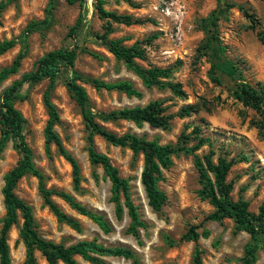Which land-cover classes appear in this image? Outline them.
Segmentation results:
<instances>
[{
    "label": "rangeland",
    "instance_id": "rangeland-1",
    "mask_svg": "<svg viewBox=\"0 0 264 264\" xmlns=\"http://www.w3.org/2000/svg\"><path fill=\"white\" fill-rule=\"evenodd\" d=\"M1 1V0H0ZM6 8L0 14V42L18 39L10 51L0 56V69L11 64L21 50L24 39L22 33L32 20H41L49 7V0H5ZM137 7L114 0H104L105 9L126 14L134 19H152L155 24L122 25L112 24V33L108 39H123L129 46L139 42L146 54L145 61H137L143 67H172L171 81L179 83L185 97L175 96L168 89L145 88L140 79L127 70L108 52L107 44L99 39L104 35L106 21L98 18L94 0H85L79 4H68L64 0H53V22L44 33L31 34L28 39V52L21 61L16 74L0 84V95L14 80L32 70L36 61L49 51L77 46L80 52L74 65L82 79V85L89 98V108L96 121L106 130L117 135L135 134L145 140L159 144H174L182 133L188 134L193 127L199 126L203 136L208 137L216 155L234 158L237 162L231 167L227 181H232L230 197L248 202L251 213L258 214L264 204V141L257 130L250 125L255 117L254 111L243 107L233 97L234 81L226 73L218 74L221 84L213 83L209 76L208 57L200 51L204 39L199 29V21L216 8L215 0H132ZM231 3L252 10L260 23L264 25V0H229ZM219 22V36L227 47V57L238 64L243 77L255 83H264V43L249 28L237 7L224 11ZM84 16L76 38H68L69 29L79 14ZM157 33L158 37L147 43L146 39ZM72 74L64 69L51 92L50 99L56 107L59 121L54 131L61 140L64 149L72 155L79 165V190H74L70 164L59 154L55 145L50 146V154L45 153L44 129L48 120V111L43 102V94L48 81L35 85H23L19 88L15 107L25 119L23 138L32 152L36 168L44 175L48 189L70 193L76 201L87 209L103 215L112 225L113 231L104 234L95 223L79 215L58 197L54 202L68 215L80 223V231L57 222L55 216L44 205L38 191L37 179L31 175L21 178L15 188V194L28 204L38 234L54 243L70 246L78 241H92L104 246L127 247L136 255V261L117 257H101L106 264H193L194 242L180 241V237L190 226L198 231L206 229L208 238H200L196 243L202 251V264H241L239 258L250 242L249 234L235 231L231 219L222 222L206 220L213 208L206 200L198 196L200 189L198 173L191 156L178 154L173 156L172 165L162 171L163 179L159 188L167 197L161 212H153L140 182L143 165L142 155L133 157L127 148L114 147L100 136L94 137L98 152L107 155L117 168L120 177L129 180L131 198L137 207L145 228L139 230L140 243L126 234L129 218L126 211L121 220H117L114 204L111 202L110 182L100 166H92L87 154V135L80 108L70 97L65 83ZM91 79L105 82L128 80L142 92L140 98L127 97L116 91L95 90ZM161 100L165 113L173 115L166 129L153 128L148 124L138 127L132 122L103 121L101 114L123 108L144 106L149 101ZM199 106V111L187 117H178L179 110L186 105ZM194 143V142H193ZM192 144V142H190ZM10 141L0 154V229L5 210L3 206V177L20 159V154ZM208 146L202 147L199 155L208 153ZM22 218L8 234L11 264H23L25 247L19 238ZM169 241H172L170 244ZM38 264H47L39 252L35 253ZM77 264H91L76 256ZM61 264V263H60ZM254 264H264V247L259 249Z\"/></svg>",
    "mask_w": 264,
    "mask_h": 264
},
{
    "label": "trees",
    "instance_id": "trees-1",
    "mask_svg": "<svg viewBox=\"0 0 264 264\" xmlns=\"http://www.w3.org/2000/svg\"><path fill=\"white\" fill-rule=\"evenodd\" d=\"M68 4H79L82 7L85 0H64ZM94 8L98 18L106 21L105 33L99 36L107 44L108 52L116 61L123 63L125 68L137 76L145 88L168 89L177 97H185V93L179 83L171 81L172 67H143L137 61H145L146 54L139 42L126 46L123 39H108L107 35L112 33V24H122L126 26L135 24H155L152 19H134L130 15L117 14L116 12L105 9L104 0H94ZM123 1L132 7L137 5L132 0ZM216 8L206 17L199 21V29L204 34L200 51L208 57L210 68L209 76L213 83L221 84L218 74L226 73L229 69V76L234 81L233 97L241 103L243 107L249 108L255 113V117L250 121V125L257 130L258 136L264 141V83L256 81L251 83L242 75V70L238 64L227 57V47L222 43L219 36V22L222 17L221 7L224 11L237 7L245 19L249 22V28L256 31L257 39L264 43V25H262L256 14L246 9L244 6H237L229 0H215ZM7 2L0 1V14L6 8ZM53 0H49V7L46 9L45 16L41 20L30 21L23 33L24 43L21 50L7 67L0 69V84L10 76L17 73L21 61L28 52V37L37 32L41 36L47 32L53 22ZM84 16L79 14L74 25L69 29L68 38L75 39ZM157 33L150 35L147 43L156 39ZM18 39L12 38L0 42V56L10 51L17 44ZM86 52L85 50H81ZM77 46L72 48H59L52 50L40 57L34 68L17 80H14L6 87L0 95V154L5 149L8 142L12 141L13 146L18 150L20 159L3 177V187L1 190L4 217L1 220L0 229V264H11V256L8 245V234L11 228L17 223L19 215L22 218V225L19 230V238L25 247V260L23 264H38L35 253L39 252L47 264H77L75 257L79 256L91 264H106L101 257H117L136 261L135 253L122 246L110 247L92 241H78L70 246L42 238L36 231L31 207L15 194L18 181L24 176L31 175L37 179L38 191L43 203L55 216L57 222L65 224L70 228L80 231V223L72 216L66 214L53 200V197L60 198L72 210L79 215L90 219L104 233L113 231L110 222L96 212L87 209L80 202L67 192L48 189L45 185V177L36 168L32 152L23 138V127L25 119L18 109L15 102L18 99L17 93L23 85H35L42 81H48L47 88L43 94V102L48 111V120L44 129L45 153L50 154V146H56L59 154L70 164L72 169V182L74 190H79L80 169L77 160L70 155L63 147L60 138L54 131V126L59 121L56 107L50 99L58 77L64 69L71 71L72 77L65 83L70 97L80 108L81 115L88 132L87 135V154L92 166H100L104 175L110 182L111 202L114 204V213L117 220H121L124 212L129 218L126 234L131 235L140 243L139 230L145 228V223L141 220L137 207L131 198V187L128 179L120 177L117 168L112 164L110 158L96 150L94 137L100 136L108 144L114 147L127 148L132 152L133 157L142 155L143 165L140 174V182L146 195L147 204L155 212H161L166 203L167 197L159 188L162 181V171L167 170L173 163V156L183 154L191 156L193 165L198 173L200 189L198 196L206 200L213 208V211L206 217V220L222 222L231 219L235 226V231L245 232L250 236V242L245 245L243 254L239 258L241 264H254L257 259L259 249L264 247V204L259 208V213H251L248 209V202L242 199L233 201L230 194L233 189L232 181H227L231 167L237 162L232 158L218 155L216 160L215 151L208 137L203 136V131L199 126L193 127L190 133H182L178 141L174 144H159L157 141H149L138 137L135 134L125 133L117 135L103 128L97 121L95 115L89 108V98L85 88L78 83L82 76L74 70L75 62L81 52ZM90 83L95 90L116 91L125 94L127 97L140 98L142 92L137 89L130 81L122 80L115 82H105L99 79H91ZM199 111V106L186 105L179 112L178 117H187ZM173 115L165 113L163 101L152 100L144 106H135L113 110L106 114H101L103 121H129L140 127L148 124L153 128L166 129L169 126ZM192 142V144H190ZM194 142V143H193ZM208 146V153L199 155L198 151ZM209 231L203 229L198 231V227L190 226L181 235L180 241L194 242L193 264H202V251L196 243L200 238H208ZM172 244V241H169Z\"/></svg>",
    "mask_w": 264,
    "mask_h": 264
}]
</instances>
